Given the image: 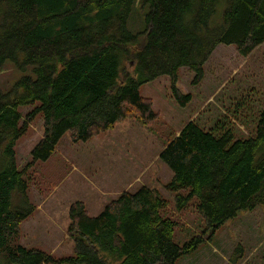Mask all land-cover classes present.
I'll return each instance as SVG.
<instances>
[{
	"label": "trees",
	"instance_id": "1",
	"mask_svg": "<svg viewBox=\"0 0 264 264\" xmlns=\"http://www.w3.org/2000/svg\"><path fill=\"white\" fill-rule=\"evenodd\" d=\"M135 4L148 9L138 34L127 29ZM262 43L264 0H0V71L11 64L23 73L0 90V264H177L240 212L264 207L263 110L249 138H238L227 119L208 130L191 121L159 154L172 173L164 187L175 211L192 204L204 225L182 245L174 242L178 223L166 215L167 201L146 187L123 192L96 217L73 203L72 256L55 259L17 242L34 211L28 191L37 186L36 165L65 133L78 143L129 116L148 125L156 114L141 86L167 76L185 106L191 97L177 88L179 69L192 71L197 84L218 45L246 57ZM38 116L42 138L19 169L16 142Z\"/></svg>",
	"mask_w": 264,
	"mask_h": 264
},
{
	"label": "rangeland",
	"instance_id": "2",
	"mask_svg": "<svg viewBox=\"0 0 264 264\" xmlns=\"http://www.w3.org/2000/svg\"><path fill=\"white\" fill-rule=\"evenodd\" d=\"M147 11L138 4L133 6L127 21L130 33L145 30ZM131 65L126 66L127 70ZM22 76L11 64L4 65L0 90L10 89ZM193 79L194 73L188 68L179 69L177 88L191 97L185 106L174 100L167 76L140 87L141 96L149 99L156 114L148 125L129 116L111 130L78 143L65 133L51 158L36 165L37 186H29L28 191L34 211L20 225L18 244L44 251L55 259L72 256L73 243L67 233L70 206L81 202L87 214L96 217L121 193H134L141 187L157 190L167 201L166 215L178 223L174 231L176 244L182 245L192 235L200 234L204 225L192 204L175 211L173 195L164 187L172 173L159 161V154L191 121L208 130L227 119L235 125L238 138L253 135L257 115L264 110V43L246 57L233 46L218 45L203 66L202 80L193 84ZM42 135V119L38 116L16 142L19 169L27 164L30 151ZM208 240L205 237L194 254L177 264H264V207L240 212ZM236 248L242 250L240 255Z\"/></svg>",
	"mask_w": 264,
	"mask_h": 264
},
{
	"label": "crops",
	"instance_id": "3",
	"mask_svg": "<svg viewBox=\"0 0 264 264\" xmlns=\"http://www.w3.org/2000/svg\"><path fill=\"white\" fill-rule=\"evenodd\" d=\"M121 194H122V193H121ZM121 194H120V195H121ZM102 210H103V209H102Z\"/></svg>",
	"mask_w": 264,
	"mask_h": 264
}]
</instances>
